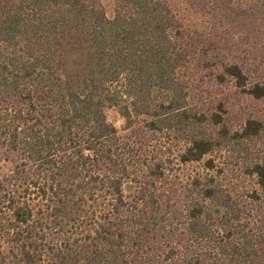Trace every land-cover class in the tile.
<instances>
[{"label":"trees","instance_id":"16d2710c","mask_svg":"<svg viewBox=\"0 0 264 264\" xmlns=\"http://www.w3.org/2000/svg\"><path fill=\"white\" fill-rule=\"evenodd\" d=\"M185 2L0 0V264H264V0Z\"/></svg>","mask_w":264,"mask_h":264},{"label":"rangeland","instance_id":"374dc122","mask_svg":"<svg viewBox=\"0 0 264 264\" xmlns=\"http://www.w3.org/2000/svg\"><path fill=\"white\" fill-rule=\"evenodd\" d=\"M106 16L108 18H112L114 13V0H100ZM165 2L171 11L175 14V16L181 21L182 24L191 27L192 29H196L199 31H207L209 28V22H207L206 18L197 14L193 9H191L188 3L185 0H161ZM200 77L197 76L196 80ZM199 82L197 83V85ZM196 85V86H197ZM210 89V87H209ZM258 109H264V103L258 104ZM106 118L114 127L117 129L119 133H123V120L118 115V113L114 109L106 110ZM4 170L8 171L11 169L10 164H5ZM124 189V194L127 197L133 195L134 189L133 187Z\"/></svg>","mask_w":264,"mask_h":264}]
</instances>
